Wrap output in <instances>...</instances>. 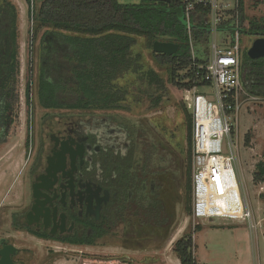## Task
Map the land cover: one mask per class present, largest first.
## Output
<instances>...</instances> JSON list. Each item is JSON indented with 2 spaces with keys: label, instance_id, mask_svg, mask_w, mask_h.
I'll return each instance as SVG.
<instances>
[{
  "label": "trees",
  "instance_id": "trees-1",
  "mask_svg": "<svg viewBox=\"0 0 264 264\" xmlns=\"http://www.w3.org/2000/svg\"><path fill=\"white\" fill-rule=\"evenodd\" d=\"M25 1L29 5L30 0ZM209 12V8L196 6L187 21L185 6L179 0L169 3L141 0L137 4H122L117 0H34L33 10L28 8V16L34 25L32 39L46 29L45 35H56L59 49L54 65L48 69L43 66L38 69V106L49 111L129 109L126 104L129 91L118 84L127 75L145 82L150 108H157L163 100L167 92L166 82L182 91L194 86L199 89L204 87L201 79L203 73L197 70V66L205 63V52L194 51L192 56L190 42L193 47L208 44L211 36L207 23ZM227 14L230 16L223 18L216 29L227 30L232 42L235 18L233 12ZM17 19L16 7L7 0H0V144L8 140L18 117L20 61ZM238 20L240 34L264 38V18L247 19L242 0H238ZM136 37H144L149 50H152L155 41L178 45L177 52L171 56L152 51L156 65L166 69V81L155 70L143 65L140 53L132 52V47L137 43ZM28 69L24 96L25 103L30 106L33 72L30 66ZM240 71L244 91L249 96L264 100V57L252 59L245 54L241 58ZM181 110L187 142L183 188L185 209L191 216L192 115L185 106H181ZM122 119L117 121L129 141L126 153L121 156L107 151L101 153L99 158L103 183L110 198L98 220H79L77 225L81 229L75 234L56 237L30 229L24 222L25 211L12 214L11 226L42 240H56L70 246H94L128 217H137L141 226L154 225L158 228L159 222L168 218V213L161 217L166 205L164 198L158 196V178L165 171V154L170 148L161 145L164 153L161 155L159 145L149 139L143 126ZM251 139L252 133L249 131L244 136L245 146L250 144ZM39 143L30 175L35 174L41 164V139ZM28 144L29 139L26 138L25 145ZM252 176L254 183L264 182L263 161L255 165ZM259 197L264 200V194ZM200 230L199 225L194 227V233ZM193 249L192 234L186 233L174 243L173 253L180 264H196Z\"/></svg>",
  "mask_w": 264,
  "mask_h": 264
},
{
  "label": "rangeland",
  "instance_id": "rangeland-1",
  "mask_svg": "<svg viewBox=\"0 0 264 264\" xmlns=\"http://www.w3.org/2000/svg\"><path fill=\"white\" fill-rule=\"evenodd\" d=\"M7 1L16 7L18 15L20 73L17 122L8 140L0 144V239L7 240L17 249L13 260L23 264H180L173 253L174 243L182 235L191 233L196 264H264V200L259 197L264 194V182L252 181L255 165L259 161L264 162V100L252 98L244 101L239 113L240 158L236 164L235 175L243 205L250 211L251 219L195 218L194 189L191 194L193 212L189 216L185 209L183 188L187 142L181 106H185L189 114L191 112L184 100L185 92L173 88L166 82L167 92L163 100L157 108H150L146 96L148 87L145 82L141 83L134 76L127 75L123 80H119L118 84L127 87L129 91L130 95L126 100L129 109L42 110L36 100V76L39 67L48 69L58 60L56 56L59 51L58 40L53 33L45 35L46 29L38 32L32 39L34 25L27 15L29 5L25 0ZM117 1L122 4H137L141 0ZM242 1L247 19L264 18V0ZM20 12L23 25L21 31ZM229 16L225 13L223 18ZM136 39L137 43L132 47V52L140 53L143 65L155 70L166 81V69L156 65L145 38ZM255 40L256 37L240 34L241 58L248 54ZM212 41L218 48H224L231 41V34L227 30L218 29L214 36H210L206 46L196 45L194 51L205 52L204 57L208 58L211 54ZM29 66L33 72L30 106L25 103L24 96ZM198 91L205 93L208 99L212 100L211 88H198ZM120 118H123L124 122L132 121L139 127L143 126L149 139L159 145L161 155H164L161 145L170 148L165 154V171L158 178L160 186L158 196L164 198L166 205L161 217L164 218L168 213V218L159 222L160 226L157 228L154 225L141 226L137 217H134L135 219L128 217L125 222L117 225L110 235L99 240L94 246L61 245L36 239L25 230L14 229L11 226L12 214L24 212L30 205V181L33 177L30 175V165L38 150L40 139L44 140V144H48V135L54 133L62 124L82 123L94 126L104 119L110 126L118 129L120 124L117 120ZM249 131L252 133V139L250 144L245 146L244 136ZM26 138L29 139L28 146L25 145ZM114 139L116 141L112 144H115L113 147L116 148L118 147L116 142L119 140ZM227 155L229 154L225 147L222 156ZM197 225L201 230L194 233V227Z\"/></svg>",
  "mask_w": 264,
  "mask_h": 264
},
{
  "label": "built area",
  "instance_id": "built-area-1",
  "mask_svg": "<svg viewBox=\"0 0 264 264\" xmlns=\"http://www.w3.org/2000/svg\"><path fill=\"white\" fill-rule=\"evenodd\" d=\"M186 11L187 21L189 14L196 6L209 8L211 35L214 36L217 25L223 19V15L229 11L234 13V32L230 46L218 48L212 41L211 54L205 63L197 66L202 71V82L204 87L212 89V100L205 93L198 91L194 86L185 92L184 100L192 115V161L193 165V189H194V216L195 218H229V219H251L250 211L244 207L242 216L232 218L230 216L220 217L218 215H201L199 212L198 188L200 176L204 168H208L212 159L222 161L227 171L235 178L236 164L240 158L239 145V113L244 101L251 100L243 89L241 81V52L239 47V20L238 0H179ZM34 0H30L29 7L33 10ZM31 24H32V20ZM188 33L189 26H188ZM191 54L194 56V47L190 42ZM203 88V87H202ZM227 148V156H222L224 148ZM194 158V159H193ZM217 162L212 168L214 175L219 174Z\"/></svg>",
  "mask_w": 264,
  "mask_h": 264
},
{
  "label": "flooded vegetation",
  "instance_id": "flooded-vegetation-1",
  "mask_svg": "<svg viewBox=\"0 0 264 264\" xmlns=\"http://www.w3.org/2000/svg\"><path fill=\"white\" fill-rule=\"evenodd\" d=\"M108 123L109 122H106L103 119L99 123H95L94 126H88L82 123L78 125L62 124L60 127H57V130L54 133L48 135V144H44V140L41 139L43 144L41 164L35 172V175L33 174V177L30 181V205L25 211V216L27 212H29L34 201L32 198V185L39 183L36 181L37 177L45 175L47 159H53V163H55L56 157H54V155L57 154L62 147L71 151H76L77 156L74 160L75 168L73 171L70 167V159L66 155L64 174L61 172L55 174L54 176H48L47 181L49 189L45 193L48 197V203L45 205V208L49 209L50 226L44 229L41 219L36 221L34 218L32 225L28 226L24 217L25 224L34 232H46L52 237L65 236L68 234L73 235L81 229L78 227L77 221L82 219H87L88 221H91L92 219H99L103 206L109 202L110 198V193L103 183L102 171L100 170V154L106 153L107 151H112L115 154L123 156L126 153V148L129 146V141L124 129L121 127L116 129L113 126H110ZM109 126L113 128H110ZM114 138L119 140L116 142V145H118L116 148L113 147L115 144H112L116 141ZM79 147L81 148V155L77 150ZM36 156L37 152L35 153L31 162L32 164L36 160ZM32 164L30 165V169ZM40 201H43V198ZM49 202L51 204H49ZM97 202L99 204L98 216L96 211ZM55 208L56 226L61 224L62 218L60 215L63 214L66 229L64 233L60 234V229L57 228L55 234L50 235L49 232L51 231L53 223L52 214ZM43 212L44 210H42V213ZM71 226L72 229L70 230ZM33 237L42 240L38 237ZM44 241L60 243L56 240ZM8 244L9 243L7 240H5L3 245ZM60 244L62 245L63 243ZM3 245H0V249ZM16 254L17 250L15 255ZM14 263L23 264L17 263V261H14Z\"/></svg>",
  "mask_w": 264,
  "mask_h": 264
},
{
  "label": "water",
  "instance_id": "water-1",
  "mask_svg": "<svg viewBox=\"0 0 264 264\" xmlns=\"http://www.w3.org/2000/svg\"><path fill=\"white\" fill-rule=\"evenodd\" d=\"M146 1H155V2H165L169 3L171 0H146ZM178 45L169 43V42H162V41H155L152 45V51L157 54H165V55H173L177 52ZM248 56L252 59H258L261 57H264V38H258L256 39L251 48L248 51ZM79 154L81 155V148L78 149ZM68 156L70 159V167L71 170H74V160L77 156L76 151H71L67 148L62 147L61 150L54 155L56 157V162L53 163V159L48 158L47 159V167L45 169V175H41L37 177L36 181L39 183L32 185V198H33V205L31 206L29 212H27L25 219L27 221V225L30 226L33 223V218L37 221L38 219H41V222L43 224L44 229H46L48 226H50V220H49V209L45 208L46 204L48 203V197L47 194H45L48 189V176H54L57 173H63L65 171V156ZM43 198V201H40ZM49 204H51L49 202ZM42 210L44 212L42 213ZM96 211L97 216L99 213V204L96 203ZM55 217H56V208L53 210L52 214V227L51 231L49 232L50 235H54L55 231L60 229V234L65 232L66 225L64 220V215L61 214L60 217L62 218L61 224L59 226H56L55 224ZM72 229V226L70 227V230ZM5 243V240H0V245H3ZM16 248L11 245H3L0 249V264H15L13 261V256L16 253Z\"/></svg>",
  "mask_w": 264,
  "mask_h": 264
},
{
  "label": "bare ground",
  "instance_id": "bare-ground-1",
  "mask_svg": "<svg viewBox=\"0 0 264 264\" xmlns=\"http://www.w3.org/2000/svg\"><path fill=\"white\" fill-rule=\"evenodd\" d=\"M219 160L222 161V159ZM219 160L212 159L209 167L204 168L200 176L197 190L199 212L207 216L239 218L242 216L244 205L237 180L222 164H218ZM216 162L219 174L215 176L212 168Z\"/></svg>",
  "mask_w": 264,
  "mask_h": 264
},
{
  "label": "crops",
  "instance_id": "crops-1",
  "mask_svg": "<svg viewBox=\"0 0 264 264\" xmlns=\"http://www.w3.org/2000/svg\"><path fill=\"white\" fill-rule=\"evenodd\" d=\"M26 7H27V5L25 6V9H26ZM22 10V9H21ZM27 15H28V11H27ZM26 15V18L28 19V16ZM208 22V21H207ZM21 27H23V25H22V18H21V12L19 13V30L21 29ZM21 31V30H20ZM216 31H217V29H216ZM239 34H240V32H239ZM256 39H258V38H256ZM225 48V47H224ZM238 135H239V132H238ZM177 261H179L178 259H177Z\"/></svg>",
  "mask_w": 264,
  "mask_h": 264
}]
</instances>
